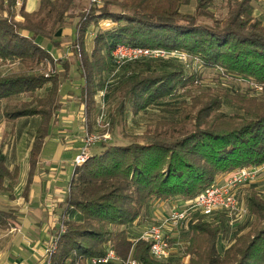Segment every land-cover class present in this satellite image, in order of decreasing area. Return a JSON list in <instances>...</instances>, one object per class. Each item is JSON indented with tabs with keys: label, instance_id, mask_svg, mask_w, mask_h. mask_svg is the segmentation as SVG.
I'll list each match as a JSON object with an SVG mask.
<instances>
[{
	"label": "trees",
	"instance_id": "1",
	"mask_svg": "<svg viewBox=\"0 0 264 264\" xmlns=\"http://www.w3.org/2000/svg\"><path fill=\"white\" fill-rule=\"evenodd\" d=\"M214 2L96 0L83 6V0H39L38 8L28 12L23 2L18 8V0H0V61L18 66L0 75L4 116L41 118L29 152L24 192L61 107V75L55 71L45 75L39 68L46 63L52 66L53 61L38 37L58 44L54 34L64 25H74L70 49L84 79L78 100L86 105L90 130L99 113L95 95L105 85L106 72L113 67L112 51L119 44L183 51L203 68L251 84L240 93L189 90V100L178 103V119L157 120L142 133L124 132L131 139L127 143L98 142L99 147L74 165L59 218L64 229L50 264H90L89 259L102 256L108 245L121 258L130 254L139 264H178L180 257L172 255L163 261L154 259L149 243L134 241L137 231L131 232L129 226L146 215L153 200L191 199L221 175L264 163V24L253 13L254 0H225L221 18L215 16ZM17 14L21 20L15 18ZM106 20L111 26L101 27ZM181 63L174 57L143 61L141 68L110 85L105 95H117L108 117L111 132L125 124L128 112L137 115L194 84L196 73H187ZM62 65L65 79L69 63ZM47 83L44 96L34 94ZM255 86L261 91L257 93ZM22 94L31 98L16 103ZM225 99L232 102L234 113L222 109ZM19 172L18 166L9 168L0 143V191L10 199ZM245 197L252 221L223 251L217 243L224 224L205 221L202 215L190 224L189 243L182 253L189 255L187 264H264V195L250 185ZM14 218L12 209H0V229H7Z\"/></svg>",
	"mask_w": 264,
	"mask_h": 264
},
{
	"label": "rangeland",
	"instance_id": "2",
	"mask_svg": "<svg viewBox=\"0 0 264 264\" xmlns=\"http://www.w3.org/2000/svg\"><path fill=\"white\" fill-rule=\"evenodd\" d=\"M89 1L90 0H83L82 5L87 6ZM184 9L191 10V7H187ZM213 10L215 12L216 17L218 18L223 17L226 12L225 0H215ZM254 13L256 17L260 18L264 22V6L255 7ZM101 23L103 24L104 28L110 27L112 24L108 20L102 21ZM75 34L76 31L74 25L67 24L60 27V29L54 34L55 37L54 40L58 44H54L51 40L43 37L37 38L38 44L50 54L53 61L52 66L50 63H46L44 65H40L39 68L42 71L47 72V74L51 73L52 71H55L56 73L61 75V77H59L60 79L59 93L60 96L64 95L62 100L64 102V109L66 111L64 125L60 123H56L50 126L49 135L54 136V138L50 137L48 140H46L40 152L39 160L47 167L48 166L56 167L60 171L59 176L61 175V173H63L62 170L66 172L64 177H59V178H63V180L60 179L61 181H57V183H52L54 186L58 185V187H60L61 189L60 193L62 194L63 196L62 199L64 200L67 196L66 193L67 182L70 179V175L72 171L71 169L74 166V158L76 154L80 152V149L85 144L86 123L88 121L86 115V105L84 102L80 103L78 100L81 94V86L84 84V79L77 70V63L74 54L70 49V44L74 40ZM87 39H88V46L90 47L92 43L91 42L92 34H89ZM147 60L156 61V59H143V60L132 61V62L130 61L124 63L119 68L118 73L113 77V81L111 82V85L114 86L115 83L117 82L119 83L120 81H122L124 76L127 73L128 74L132 73L134 69L141 68L142 67L141 62ZM178 60L184 63V69L187 73H191V72L196 73L194 84L192 85L190 84L187 85L185 88L179 89V91L176 92L177 94L173 98L171 99L169 98V100H163L161 103L156 104L153 107L147 109L146 111L138 113L137 115H132L130 112H128L125 124L122 123V125L116 127L113 130V133L108 128V125L105 126L106 128L104 127L102 128L97 124L93 126L92 130H90L88 127V131L93 134H99L104 131H107L110 135V138L107 139L106 141L109 140V142L127 143L130 142L131 139L129 137H124L123 136L124 132L131 135L136 133H142L149 125H153L157 120L178 119V114H179V108H177L178 103L184 99L189 100L190 94L189 92H187L189 90H191L193 94L200 93V91L206 89L207 90L210 89L216 92L217 94H223V92L226 89L229 90L230 93H240V92H244L249 85L251 86V84L249 82H246V80L237 79L229 74L222 73L220 71L203 68V66H201L198 59H196L195 57L188 56L185 60H181V59ZM63 62L69 63L68 76L65 79L62 77L64 73V67L62 65ZM111 65L114 66L113 63ZM17 68L18 66L16 65L0 66V74L17 70ZM114 68L115 67H112L111 69ZM110 72L111 70H108L106 72V75H108V77L110 75ZM49 86L50 83L46 84L42 88L36 90L34 94L37 96H44L46 91L49 89ZM255 87L257 93L261 91L260 86H255ZM111 93L105 95V118L103 120V124L108 123L109 111L113 108V105L116 103L117 100V95L115 93L114 94ZM30 98H31L30 95L27 94L21 95L16 99V103H19L24 100H29ZM95 99L99 104L100 102L99 92L95 95ZM231 103L232 102H229L225 99L222 109L227 113L229 112L234 113L235 109ZM0 120L4 121L1 115H0ZM95 123H97V121ZM28 136L29 134L25 135L22 141V144L25 146L29 138ZM68 142L71 143V149L69 151H65V150L63 151V147H65L66 143ZM97 147H99V145L95 143L92 148H97ZM25 162H23V164L21 160L18 162V166L22 164L20 168L21 171L23 170L24 175H26L28 169L27 158ZM11 163L12 161L8 159V164L11 165ZM262 169L263 172H261V174L258 175L255 178L256 180L253 181L252 183H256L254 189L257 190L261 195H264V168ZM18 181L19 179L17 180V183ZM15 187L13 190V196L16 198L18 195H20L19 194L20 192L16 190ZM51 193H53V191ZM8 195H9L8 193L0 191V209H11L12 207H15V205L13 204L14 200L10 199ZM165 202L168 201L153 200L151 202V209L147 211L146 215L143 214V216L139 218L136 222H134L133 225L129 226V230L131 232L137 230L141 231L144 228V226L152 222H155L156 219L152 215V211L154 212V210L157 208L161 209L166 206L165 210L162 209L161 217L163 218L169 215L171 207L169 204L163 205L166 204ZM64 205L65 204L63 200L60 201L59 199L53 200L49 198L47 202L43 201L42 205L37 204L36 206L37 209H41L43 213L41 214L42 215L41 222H39L36 225V227L42 239L47 236V246L45 250L48 248L49 251H51V244L49 242L52 240V236H54L53 232L59 230L61 226V222L59 221L60 218L59 214L62 212ZM245 206H246V202H245ZM13 221L14 220H11V226H14ZM130 227L132 228L130 229ZM58 233L59 234L57 236L59 237V235L62 233V230ZM56 245H57V241H56ZM55 249L52 250L51 254L55 252ZM218 250L221 251L220 249ZM46 254L47 253H45L44 251L42 257L43 261H41L40 264L45 263L47 256ZM51 254H49L50 256L49 258H51ZM178 264H180V262H178Z\"/></svg>",
	"mask_w": 264,
	"mask_h": 264
},
{
	"label": "crops",
	"instance_id": "3",
	"mask_svg": "<svg viewBox=\"0 0 264 264\" xmlns=\"http://www.w3.org/2000/svg\"><path fill=\"white\" fill-rule=\"evenodd\" d=\"M22 2L24 9L28 12L35 11L39 5V0H18V8ZM253 6H254V10L255 7L264 6V0H254ZM2 14L5 15V12L3 11ZM15 18L17 20L22 19V17L19 14H17ZM100 25L101 27H103L102 23H100ZM4 65L10 66L15 64L10 63L9 61L6 62L0 61V66H4ZM46 74L47 72L45 73V75ZM63 97L64 95L61 96L60 98L61 107L56 112L55 122L53 123V125L56 123H60L64 125L66 111L64 109V102L62 100ZM24 101H28V100H24ZM3 108H4V102H1L0 115L2 116L4 121L0 120L1 122L0 143L3 152L6 155L7 162L8 159L12 161L11 165L8 164L9 168H13L14 166H18V162L20 160L22 161L23 164V162L26 161V158L29 159V152L37 128L40 124L41 118L39 115H32V116H22L14 119H9L4 116ZM86 127L88 128V121L86 123ZM28 134H29L28 136L29 138L25 146L22 144V141L24 139V136ZM50 137L54 138V136L49 135V130H48V133L44 138L42 148L46 140H48ZM91 147L89 151L95 149ZM70 149H71V143L68 142L66 143L65 147H63V151L64 150L69 151ZM21 165L18 166L20 171L18 177L19 181L18 183H16L17 185L15 187V189L20 192L19 193L20 195L12 199L14 200L13 204L15 205V207L11 208L14 211V216H15L13 221L14 226L10 225L7 229H0V264H40V262L43 261L42 257L45 248L47 246V236L42 239L40 237V233L37 230L36 225L39 222H41V216H42L41 214L43 213L41 209H37L36 206L37 204L42 205L43 201L47 202L49 198L53 200H58V199L60 201L63 200V202L65 201L64 199H62L63 196L60 193L61 192L60 187H58V185L54 186L52 184V183H57V181L63 180V178H59V177H64L66 173L65 171L62 170L63 173H61V175L59 176L60 171L56 167L45 166L42 162H40L38 156L36 168L32 176V181L28 185L27 191L24 192L27 183L29 160H28V169L26 175H24L23 170L21 171L20 168ZM73 169L74 166L71 169L72 171H71L70 179L73 173ZM226 175L227 174L221 175L216 180H221ZM70 179L67 182V189H66L67 194L69 190ZM255 184L256 183L250 184L253 189L255 188ZM250 185H247L241 189L240 193L242 195L243 203L245 201V196L247 194V191L249 189L248 187ZM52 191L53 193H51ZM183 201L184 199L177 198V199L169 200L168 202H165L166 204L163 205L169 204L172 209L181 205ZM162 209L165 210L166 206L161 209L157 208L154 210V212H152V215L156 220L161 218ZM61 213L59 215H61ZM202 219L208 222L224 224V230L219 235V240L217 243V247L221 251H223L233 242V239L236 235L245 232L249 228V224L252 221L251 216L246 215L240 222L236 223L234 226H229L226 219L223 216L203 217L202 215ZM138 231L140 230H137V232ZM189 234H190L189 231H183L181 227L176 228L171 234V240H170L172 245L171 255L173 259L180 257L179 260L180 264H187L189 260V255H182L183 250L189 243Z\"/></svg>",
	"mask_w": 264,
	"mask_h": 264
},
{
	"label": "built area",
	"instance_id": "4",
	"mask_svg": "<svg viewBox=\"0 0 264 264\" xmlns=\"http://www.w3.org/2000/svg\"><path fill=\"white\" fill-rule=\"evenodd\" d=\"M173 57L185 60L188 55L178 50L126 44L117 45L112 51L113 67L115 68L111 69L103 89L99 91L100 108L96 119L97 125L102 128H106L105 126L108 125V123L103 124L105 118V94L113 81V77L124 63L143 59H168ZM109 138L110 135L107 131L93 134L86 127L85 144L80 149V152L76 154L74 165L82 163L87 158L92 145L98 142H105ZM262 168H264V163L255 167L239 168L228 173L223 179L216 180L193 198L186 199L181 205L172 208L166 217H161L155 222L144 226L141 231L137 232V236L133 240L142 239L147 241L150 255L156 260L163 261L171 255L172 245L170 240L172 232L178 227H181L183 231H188L190 224L196 221L198 215L207 217L213 215L223 216L229 226H234L248 214L245 201L243 203L240 193L241 189L252 184L256 180L255 178L263 172ZM63 228L62 223L58 232L63 231ZM57 235L52 236V240L49 242L51 251L48 248L45 250L47 256L44 264H50L49 254L55 249ZM89 262L90 264H139L130 254L125 259L121 258L111 245L107 246L102 256L92 257Z\"/></svg>",
	"mask_w": 264,
	"mask_h": 264
}]
</instances>
